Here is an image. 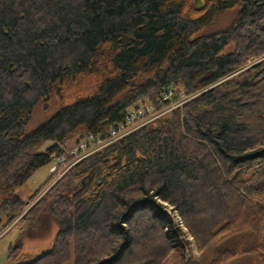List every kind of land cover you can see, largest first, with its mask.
Here are the masks:
<instances>
[{
  "label": "trees",
  "instance_id": "trees-1",
  "mask_svg": "<svg viewBox=\"0 0 264 264\" xmlns=\"http://www.w3.org/2000/svg\"><path fill=\"white\" fill-rule=\"evenodd\" d=\"M201 1L0 0L5 226L67 142L184 99L50 186L8 259L48 218L52 244L14 264H264V0Z\"/></svg>",
  "mask_w": 264,
  "mask_h": 264
},
{
  "label": "rangeland",
  "instance_id": "rangeland-1",
  "mask_svg": "<svg viewBox=\"0 0 264 264\" xmlns=\"http://www.w3.org/2000/svg\"><path fill=\"white\" fill-rule=\"evenodd\" d=\"M226 21H221L220 26L225 25ZM179 99V98H177ZM179 100H176L175 103H178ZM159 110V109H158ZM169 112V111H167ZM166 112V113H167ZM139 124H145L144 122L151 121L150 119L138 120ZM53 141L47 140L41 150L45 147L52 144ZM77 141L70 140L65 144V154H69L71 152L76 153L73 158L64 157L65 159L61 160V157L54 158L48 165H45L39 168L21 187L17 189V194L21 198L23 202H28L31 196L38 191V193L34 196V198L29 202L28 206L24 209V211L11 223L5 226V217H0V264H14L17 260V257L21 253H28L32 255H37L42 251L48 249L52 241L54 239L55 233L57 231V226L54 221L51 219L41 220L34 225L32 230V238H23L21 250L16 257L8 259L9 256V247L13 245L18 237V232L25 223L22 221L21 216L43 195V193L49 189L59 178H61L77 161L82 159V155H84L87 151H84L80 154L77 153ZM81 157L79 160L78 158ZM77 159V160H76ZM61 160V161H60ZM49 182L45 187H41L47 180ZM173 216V214H172ZM175 219V218H174ZM176 220V219H175ZM178 223H181L178 220ZM181 225V224H180ZM26 224L23 228H26ZM185 238H189L190 242H192V237L186 236ZM191 252L195 258H198L199 251H197L194 243L191 245ZM73 260L70 259L65 264H72ZM186 264V261L184 262Z\"/></svg>",
  "mask_w": 264,
  "mask_h": 264
},
{
  "label": "built area",
  "instance_id": "built-area-1",
  "mask_svg": "<svg viewBox=\"0 0 264 264\" xmlns=\"http://www.w3.org/2000/svg\"><path fill=\"white\" fill-rule=\"evenodd\" d=\"M173 93L174 91L172 90H167L163 96H162V101L165 102L166 100L169 101V104L160 108L159 110H154L153 107L150 104H144L142 106H138L136 108H131L130 111L128 112V115L124 121L123 124H120L117 129H110L109 134L106 138L101 139V138H94L93 136H88L80 141L77 142V153L80 154L84 151H87L83 156L88 155L91 152H94L95 150L100 149L101 147L107 145L108 143L114 141L117 138H120L127 134L128 132L132 131L133 129L139 127L142 124H139L138 120H144L150 119L153 120L154 118H157L163 114H165L167 111H170L172 108H175L179 106L184 99H176L179 100L178 103H175L176 100H172L173 98ZM146 123V122H144ZM76 153L71 152L70 156L69 154H64L61 157V160L65 159L64 157L68 158H73ZM79 157L78 160L81 158ZM60 160V161H61ZM77 160V159H76Z\"/></svg>",
  "mask_w": 264,
  "mask_h": 264
},
{
  "label": "water",
  "instance_id": "water-1",
  "mask_svg": "<svg viewBox=\"0 0 264 264\" xmlns=\"http://www.w3.org/2000/svg\"><path fill=\"white\" fill-rule=\"evenodd\" d=\"M201 5H202V1L201 0H197L196 7L199 8Z\"/></svg>",
  "mask_w": 264,
  "mask_h": 264
}]
</instances>
